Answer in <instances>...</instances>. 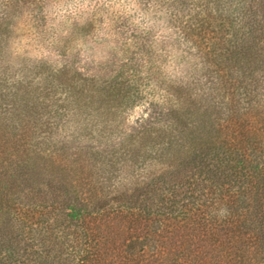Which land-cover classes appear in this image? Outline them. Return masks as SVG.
<instances>
[{"label": "trees", "instance_id": "trees-1", "mask_svg": "<svg viewBox=\"0 0 264 264\" xmlns=\"http://www.w3.org/2000/svg\"><path fill=\"white\" fill-rule=\"evenodd\" d=\"M214 6L185 25L198 48L208 45L200 91L178 90V110L165 97L169 114L196 113L211 128L147 130L85 163L33 156L30 135L3 113L0 264H264V0ZM70 87L76 114L89 98ZM145 165V180L119 181Z\"/></svg>", "mask_w": 264, "mask_h": 264}, {"label": "clouds", "instance_id": "clouds-1", "mask_svg": "<svg viewBox=\"0 0 264 264\" xmlns=\"http://www.w3.org/2000/svg\"><path fill=\"white\" fill-rule=\"evenodd\" d=\"M208 12L216 14L214 0H0V36L6 37L0 39V73L14 90L29 81L41 84V66L58 74L70 60L83 71L143 50L148 56L162 55L165 75L172 77L167 83L188 88L195 99L203 62L185 25L197 13L204 18ZM142 99L133 97L125 113ZM171 107H180L174 98ZM63 138L60 133L53 141ZM113 139L119 143L123 137ZM146 178V165L118 176L127 185ZM227 215V208H221L219 216Z\"/></svg>", "mask_w": 264, "mask_h": 264}, {"label": "rangeland", "instance_id": "rangeland-1", "mask_svg": "<svg viewBox=\"0 0 264 264\" xmlns=\"http://www.w3.org/2000/svg\"><path fill=\"white\" fill-rule=\"evenodd\" d=\"M0 39L6 37L0 36ZM200 46L202 49L208 47L206 42ZM162 59V55L148 56L141 50L114 57L100 67L89 66L83 71L69 60L62 70V77L57 78L50 68L41 66L37 72L38 75L44 74L41 84L33 86L29 81L14 86V90L7 87L5 74L0 73V117L7 122L3 113L8 112L9 121L30 135L25 150H30L33 156L41 153L44 157H68L85 163H89V160L92 163L100 157L98 155L105 158L107 153L109 159L111 153L121 148L122 142L141 143L140 136L147 130L154 137L159 130H167L171 126L177 129L187 126L189 132L195 126L211 128L210 118L204 117V121H200L203 116L196 113L180 120L174 114H169V109L165 107L169 98L166 100L165 97H178L181 95L178 90L185 93L186 88L167 83L172 77L165 75L166 66L161 63ZM263 76L264 71L261 70L258 77ZM62 78L66 80L60 85ZM69 84L73 85L75 92L84 89V97L89 98L88 106L82 107L76 114L69 113V104L65 101L67 89L72 91L71 87L68 88ZM137 96L143 99L136 103L134 111L125 113L127 104ZM60 133L64 134V138L53 141V137ZM9 135L10 143L7 146L12 148L15 142ZM116 136L123 139L117 143L113 139ZM16 140L20 141L18 138ZM151 143L148 142L149 148L153 146ZM81 188L87 190L88 186Z\"/></svg>", "mask_w": 264, "mask_h": 264}]
</instances>
